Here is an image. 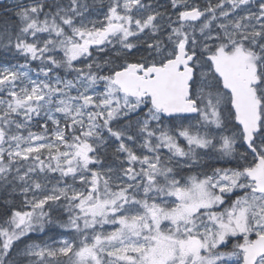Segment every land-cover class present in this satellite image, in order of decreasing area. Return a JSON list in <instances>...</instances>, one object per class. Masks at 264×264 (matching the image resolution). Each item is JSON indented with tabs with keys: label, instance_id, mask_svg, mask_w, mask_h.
<instances>
[{
	"label": "snow or ice",
	"instance_id": "1",
	"mask_svg": "<svg viewBox=\"0 0 264 264\" xmlns=\"http://www.w3.org/2000/svg\"><path fill=\"white\" fill-rule=\"evenodd\" d=\"M0 264H264V0H0Z\"/></svg>",
	"mask_w": 264,
	"mask_h": 264
},
{
	"label": "trees",
	"instance_id": "2",
	"mask_svg": "<svg viewBox=\"0 0 264 264\" xmlns=\"http://www.w3.org/2000/svg\"><path fill=\"white\" fill-rule=\"evenodd\" d=\"M7 3H10V2H7Z\"/></svg>",
	"mask_w": 264,
	"mask_h": 264
},
{
	"label": "water",
	"instance_id": "3",
	"mask_svg": "<svg viewBox=\"0 0 264 264\" xmlns=\"http://www.w3.org/2000/svg\"><path fill=\"white\" fill-rule=\"evenodd\" d=\"M6 1H8V0H6Z\"/></svg>",
	"mask_w": 264,
	"mask_h": 264
}]
</instances>
